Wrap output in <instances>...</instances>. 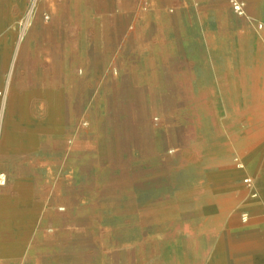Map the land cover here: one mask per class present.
Instances as JSON below:
<instances>
[{"label": "crops", "instance_id": "1", "mask_svg": "<svg viewBox=\"0 0 264 264\" xmlns=\"http://www.w3.org/2000/svg\"><path fill=\"white\" fill-rule=\"evenodd\" d=\"M218 1L47 3L49 22L37 17L21 34L15 53V33L0 27V174L7 178L0 187V264H76L77 189L70 180L78 157L89 155L77 145L89 142L80 121L92 114L94 92L114 82H159L165 84L162 91L171 90L172 68L184 67L190 12L195 17L201 11L198 2L213 9ZM235 78L215 80L223 99L235 98ZM246 100L250 153L245 159L256 160L254 175L260 181L252 186L255 199H245L246 218L230 213L226 219L221 188L215 186L228 181L229 190L235 189L246 175L236 176L232 169L196 176L214 186L209 192L199 184L184 190L185 210L205 213L184 223V264H264V91L261 109L251 104L248 109ZM46 227L56 233L46 235Z\"/></svg>", "mask_w": 264, "mask_h": 264}, {"label": "rangeland", "instance_id": "2", "mask_svg": "<svg viewBox=\"0 0 264 264\" xmlns=\"http://www.w3.org/2000/svg\"><path fill=\"white\" fill-rule=\"evenodd\" d=\"M236 1L243 3V15L233 10L230 0H219L213 9L207 2H198L201 11L195 17L190 12L184 67L172 68L171 90L162 91L165 84L159 82H114L105 91L94 92L92 114L80 121V129H88L89 142L77 145L89 155L78 157L75 178L70 180L77 189L76 264H164L163 251L175 243L181 244L184 255V223L205 213L181 210V192L198 187L196 176L237 169L250 153L243 138L249 117L246 91L238 88L235 98L227 101L215 83L229 75L236 77L223 68L219 49L230 44L232 54L240 56L253 33L256 47L260 44L264 49L260 34L264 0ZM47 8L46 0H0V27L15 33L13 53L21 34L37 17L43 21ZM111 72L115 77L119 74L117 68ZM214 138L227 143V162L212 164L202 154L205 143ZM244 179L232 190L228 181L215 186L221 188L222 217L232 213L246 218L245 199H255V192ZM207 215L212 212L206 211ZM52 230L46 227L45 234L54 235Z\"/></svg>", "mask_w": 264, "mask_h": 264}, {"label": "bare ground", "instance_id": "3", "mask_svg": "<svg viewBox=\"0 0 264 264\" xmlns=\"http://www.w3.org/2000/svg\"><path fill=\"white\" fill-rule=\"evenodd\" d=\"M260 34L264 41V32H260ZM254 39L255 35L253 33V35L248 37L245 42L240 56L232 54L233 47L230 44L219 49V54L221 58L225 60L222 65L223 68L231 73L235 72V83L237 88L246 90V93L248 94L246 100L247 108L249 109L251 104L252 108L261 109L263 106L261 94L264 91V49L260 44L256 47ZM226 100L229 101V97H226ZM243 138L246 141V132L244 133ZM202 154L207 157V162L214 164L220 161L227 162L230 157V150L223 139L214 138L205 143ZM255 169L256 160L250 162L249 160L246 161V159H243V161L239 163L236 171L232 173L240 177L246 175L244 176V180L250 179L254 186H259L260 181L256 175H254L256 172ZM225 179H227V177H225ZM198 182L202 189L209 192L208 184L206 182H201V180ZM182 194L184 193L181 192L180 195ZM181 210L187 212L185 208H182ZM161 259L164 264H184V255L182 253L181 244L175 243L172 248L165 249L161 255Z\"/></svg>", "mask_w": 264, "mask_h": 264}, {"label": "built area", "instance_id": "4", "mask_svg": "<svg viewBox=\"0 0 264 264\" xmlns=\"http://www.w3.org/2000/svg\"><path fill=\"white\" fill-rule=\"evenodd\" d=\"M32 1V0H30ZM62 0H46V2L52 6V4L54 3H59L61 2ZM230 3L233 7V10L238 13L239 15H243L244 14V11H243V8H244V5L243 3H240L236 0H230ZM50 20V16L49 14L46 12V14L43 15V21L44 22H49ZM27 21L23 23V27H26L27 26ZM244 183L247 185V186H251L252 185V180L250 179H246L244 180ZM6 184V177L4 174H0V186H4Z\"/></svg>", "mask_w": 264, "mask_h": 264}]
</instances>
